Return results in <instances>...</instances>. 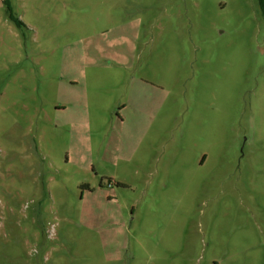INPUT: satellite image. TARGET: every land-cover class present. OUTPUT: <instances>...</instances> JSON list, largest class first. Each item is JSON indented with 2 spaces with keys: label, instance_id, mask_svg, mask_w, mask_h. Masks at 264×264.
I'll return each mask as SVG.
<instances>
[{
  "label": "rangeland",
  "instance_id": "1",
  "mask_svg": "<svg viewBox=\"0 0 264 264\" xmlns=\"http://www.w3.org/2000/svg\"><path fill=\"white\" fill-rule=\"evenodd\" d=\"M10 7L0 264H264L258 0Z\"/></svg>",
  "mask_w": 264,
  "mask_h": 264
},
{
  "label": "trees",
  "instance_id": "2",
  "mask_svg": "<svg viewBox=\"0 0 264 264\" xmlns=\"http://www.w3.org/2000/svg\"><path fill=\"white\" fill-rule=\"evenodd\" d=\"M3 3L9 12V19L15 23V25L20 29V31L27 29L26 25L16 17L10 7V0H3ZM259 8L264 19V0H258ZM83 187H88V185L84 184Z\"/></svg>",
  "mask_w": 264,
  "mask_h": 264
},
{
  "label": "built area",
  "instance_id": "3",
  "mask_svg": "<svg viewBox=\"0 0 264 264\" xmlns=\"http://www.w3.org/2000/svg\"><path fill=\"white\" fill-rule=\"evenodd\" d=\"M108 186H111V183H109Z\"/></svg>",
  "mask_w": 264,
  "mask_h": 264
}]
</instances>
